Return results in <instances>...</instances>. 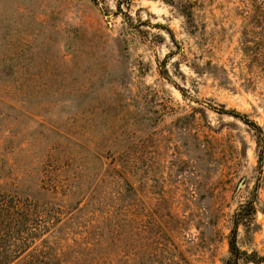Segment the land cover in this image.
<instances>
[{
  "label": "rangeland",
  "instance_id": "rangeland-1",
  "mask_svg": "<svg viewBox=\"0 0 264 264\" xmlns=\"http://www.w3.org/2000/svg\"><path fill=\"white\" fill-rule=\"evenodd\" d=\"M263 137L264 0H0L10 264H256Z\"/></svg>",
  "mask_w": 264,
  "mask_h": 264
},
{
  "label": "trees",
  "instance_id": "trees-1",
  "mask_svg": "<svg viewBox=\"0 0 264 264\" xmlns=\"http://www.w3.org/2000/svg\"><path fill=\"white\" fill-rule=\"evenodd\" d=\"M222 113H227V114H231L235 117H238L240 119H242L246 124L248 125H252L254 127H256V129L262 133V130L259 126H257L256 124H254L252 121H249L247 120L246 116L244 115H241V114H238L234 111H230V112H226L225 110H222ZM263 141H264V137L262 138ZM25 203H21L19 204L18 207H14V206H11L9 201L6 200L3 202V204L0 206V228H3L2 225L5 223L6 225H9L11 226L15 224L14 221H17L18 220V217H19V214H22L20 216H24L23 214V211L18 209L19 207H22ZM255 212V209H254V206L253 204H249L247 209L242 211V213H238L236 215V218H235V222H234V227H235V232L237 231V228L240 224L241 221H244V220H249L251 219V217L253 216ZM5 235L2 233L0 235V243L2 242L1 239L4 241L5 239ZM237 235L236 233L233 234L232 238L230 239V242H229V246H230V252L231 254L238 258L240 255H242L243 253L239 250L238 246H237ZM17 251H13V252H9L7 249L5 250L4 253H0V264H10L12 263V257H16L18 255H21L25 250H26V247L21 244L17 247ZM32 260L30 261H27L25 262L24 264H53L49 259L48 260H41L39 258V255L37 254H32ZM256 256V255H254ZM257 259L254 261V263L256 264H259V263H262L264 262V257H259V256H256Z\"/></svg>",
  "mask_w": 264,
  "mask_h": 264
},
{
  "label": "water",
  "instance_id": "water-1",
  "mask_svg": "<svg viewBox=\"0 0 264 264\" xmlns=\"http://www.w3.org/2000/svg\"><path fill=\"white\" fill-rule=\"evenodd\" d=\"M101 6V5H100Z\"/></svg>",
  "mask_w": 264,
  "mask_h": 264
}]
</instances>
